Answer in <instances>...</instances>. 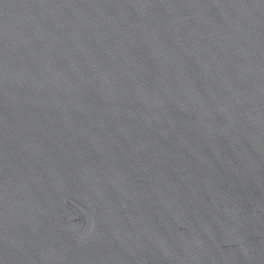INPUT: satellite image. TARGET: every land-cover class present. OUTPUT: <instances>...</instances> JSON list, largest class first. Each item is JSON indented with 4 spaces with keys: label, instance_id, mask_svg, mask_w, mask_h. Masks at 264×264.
<instances>
[{
    "label": "water",
    "instance_id": "obj_1",
    "mask_svg": "<svg viewBox=\"0 0 264 264\" xmlns=\"http://www.w3.org/2000/svg\"><path fill=\"white\" fill-rule=\"evenodd\" d=\"M0 264H264V0H0Z\"/></svg>",
    "mask_w": 264,
    "mask_h": 264
}]
</instances>
